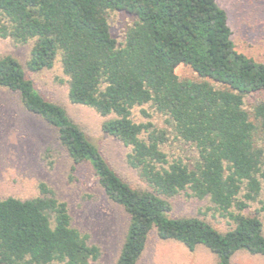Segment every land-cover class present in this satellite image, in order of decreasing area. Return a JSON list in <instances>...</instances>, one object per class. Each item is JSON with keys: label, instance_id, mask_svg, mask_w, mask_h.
Returning a JSON list of instances; mask_svg holds the SVG:
<instances>
[{"label": "trees", "instance_id": "trees-1", "mask_svg": "<svg viewBox=\"0 0 264 264\" xmlns=\"http://www.w3.org/2000/svg\"><path fill=\"white\" fill-rule=\"evenodd\" d=\"M111 10L133 16L122 41L111 35ZM231 31L216 0H0V38L32 43L25 67L34 73L59 61L69 101L105 117L102 131L129 148L125 162L143 189L125 182L64 107L33 87L16 57L0 55V87L54 127L73 168L88 164L127 213L115 264H137L151 231L189 250L202 245L217 264H231L240 250L264 256V62L237 51ZM180 65L195 77H179ZM144 105L169 128L135 121L133 108ZM171 139L195 156L169 157L163 146ZM37 189L31 198L0 197V264L96 261L100 249L72 225L67 203L44 182ZM181 192L207 198L227 228L170 217L169 198Z\"/></svg>", "mask_w": 264, "mask_h": 264}, {"label": "rangeland", "instance_id": "rangeland-1", "mask_svg": "<svg viewBox=\"0 0 264 264\" xmlns=\"http://www.w3.org/2000/svg\"><path fill=\"white\" fill-rule=\"evenodd\" d=\"M216 1L227 12L236 50L264 62V0ZM108 21L112 37L122 41L133 16L123 10H111ZM31 44L17 45L9 38H0V55L16 57L33 87L44 98L64 107L70 119L84 131L110 167L130 186L145 188L135 170L125 162L129 148L102 131L105 117L90 107L69 101L67 77L59 61L49 69L34 73L25 67ZM176 73L181 78L195 77L184 65L178 66ZM132 117L137 122L149 120L158 127L169 128L166 117L149 105L133 108ZM260 143L264 147V139ZM194 149L190 144L175 139L163 146L169 157L180 156L183 159L195 156ZM39 182L46 183L60 200L67 203L72 225L87 233L89 243L99 247L100 256L91 264H115L128 223L127 213L108 199L88 164L73 168L54 127L27 112L16 93L0 87V197H34L38 194ZM169 201L172 205L170 217L197 216L220 231L227 228L225 220L214 211L207 198L197 199L181 192ZM254 207L252 204L249 209ZM137 264H217V260L202 245L189 250L177 241L162 240L151 231ZM231 264H264V256L240 250L232 256Z\"/></svg>", "mask_w": 264, "mask_h": 264}]
</instances>
